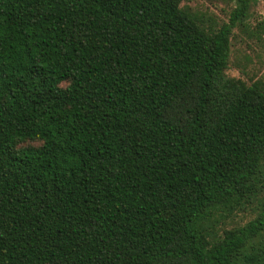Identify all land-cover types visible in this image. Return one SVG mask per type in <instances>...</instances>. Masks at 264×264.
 <instances>
[{"label": "trees", "instance_id": "trees-1", "mask_svg": "<svg viewBox=\"0 0 264 264\" xmlns=\"http://www.w3.org/2000/svg\"><path fill=\"white\" fill-rule=\"evenodd\" d=\"M182 1L0 0V264H264V20Z\"/></svg>", "mask_w": 264, "mask_h": 264}, {"label": "rangeland", "instance_id": "rangeland-1", "mask_svg": "<svg viewBox=\"0 0 264 264\" xmlns=\"http://www.w3.org/2000/svg\"><path fill=\"white\" fill-rule=\"evenodd\" d=\"M182 7L200 16L205 25L213 28L226 23L230 11L234 8V0H183ZM264 20V0H256L250 9L249 23L253 27L257 22ZM227 77L237 78L247 83L261 81L264 85V36L260 42L250 40L237 29L231 37ZM253 216L252 212L237 214L227 227L244 224Z\"/></svg>", "mask_w": 264, "mask_h": 264}]
</instances>
